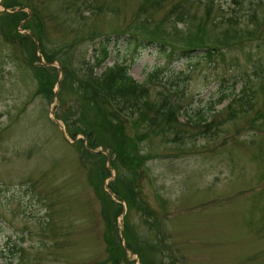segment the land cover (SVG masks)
<instances>
[{"label": "rangeland", "instance_id": "374dc122", "mask_svg": "<svg viewBox=\"0 0 264 264\" xmlns=\"http://www.w3.org/2000/svg\"><path fill=\"white\" fill-rule=\"evenodd\" d=\"M16 1L22 10L0 6V264H112L104 210L122 247L126 217L130 249L117 264H264V0ZM5 10L28 16L8 30ZM104 39L93 74L115 62L137 83L155 68L164 78L148 82L147 105L121 116L139 142L133 186L144 208L104 190L116 172L133 176L111 165L109 149L90 151L107 154L108 174L89 181L100 160L68 128L79 127L82 108L74 80ZM149 39L176 52L168 60L154 43L142 46ZM39 67L52 79L45 90ZM150 102L163 119L144 120ZM138 112L145 118L132 123ZM172 115L178 123L163 125ZM94 185L122 217L103 208ZM156 234L163 253L147 247Z\"/></svg>", "mask_w": 264, "mask_h": 264}, {"label": "trees", "instance_id": "16d2710c", "mask_svg": "<svg viewBox=\"0 0 264 264\" xmlns=\"http://www.w3.org/2000/svg\"><path fill=\"white\" fill-rule=\"evenodd\" d=\"M1 3L6 8H9L11 6H19V2L16 0H3ZM22 16H25L24 11L3 13L4 19L7 20L8 30H10L9 25L13 27L16 23H18ZM4 19H2L3 22ZM25 25L27 26V23ZM104 40L105 41L100 42V57L97 58L95 64H92L88 69H86V72L84 70L85 77H77L74 80L73 93L74 95H76L77 101L79 102L78 105L82 108L80 109V111L77 110L79 111V113H77V120L74 121L75 124L77 123V121L79 122L76 125H79V127L76 129L75 127L69 126L68 128L72 131L71 134L75 131L82 133L86 138L85 142L87 147L95 148L96 146H101L103 149H109L110 154L113 156L111 165L114 168H116V166L118 165L124 168L127 174L129 172H132L133 176L129 175L126 179L123 178L119 172H116L111 182H109L108 187L120 200L125 201L127 204L130 202V206L136 208H144L145 205L143 204L141 198L137 196L135 187L133 186L136 177L135 172L138 170L141 164V159L138 158L136 154L137 143L139 142L134 139L135 136H133L132 138L129 135H125L122 125L123 119H121V116L124 114V112L127 113L129 111L131 113L132 108L136 109V106L140 107V104L147 105L148 101L146 97L148 82L152 79L162 81L161 79L163 77L159 76L161 69L155 68L146 75L144 82L137 83L127 73V65H117V63L115 62H113L112 65L108 67H104L98 75L93 74L92 67L98 66L99 64L103 63L107 55L105 47L106 39ZM146 42L150 43H145L142 46H148L151 45V43H154L156 46V51L162 54V56L164 58H167L168 60L171 59L176 52L171 49L170 46L165 47L166 45H163L160 42L152 41L150 39L146 40ZM137 44L140 45L141 43H136V45ZM192 47L195 46L192 45ZM205 51L207 52L206 48L204 49L202 54H205ZM185 53H179V56L184 57ZM41 69L45 70V67H39L38 70L40 76L45 77H40V81L42 82V84L39 87L41 90H45L47 85L51 86L52 79L49 74L40 72ZM66 75L68 74H64V76ZM163 97V101L165 102L168 96L164 95ZM225 97V94L220 95L216 100L217 103L221 102ZM76 98L74 99L75 102ZM84 109H87L90 115ZM147 109L153 110L152 117L145 118L143 113L142 115H140V113L138 112L136 118L131 120L132 123H134L136 119L142 120L144 118V120H146L147 122H152V120L158 118L163 119V116H165L164 109L162 108L160 102L157 104L154 102H150ZM176 112H174V114H176ZM83 113L87 115L83 116ZM174 116H167V121L166 119H164L165 122H163V125L173 126V123H178ZM203 119L204 118L202 114L198 113L197 119L194 122L195 124H197ZM137 138H140V136L138 135ZM80 150L87 157L100 160V170H95L93 177L92 175H89V181L93 184L96 183L97 180L98 182H101V180L108 174V171L103 165V161L105 159L104 155L99 152L92 153L88 151L84 146H80ZM94 187L97 195L101 200L103 208L106 205L107 207L113 205L114 207L112 209V215H115L120 211V205H118V203H115L113 200L109 199L107 195L105 197L103 191L100 188L97 189V186L95 185ZM102 214L107 224V230L105 231V248L111 263L117 264L121 258H125L124 251L122 250V246L118 244V242H115L111 236L112 231L111 228H109L110 219L107 216L109 213L107 214V212H105L104 210ZM123 222L126 226V217H124ZM125 226H123L122 237L125 245L129 247L130 244L127 237L128 229ZM108 231L109 233L107 234ZM161 241V236L156 234L154 240L148 241L147 247L151 249L152 246L157 251L160 250L161 253H163V245ZM132 249L133 251H136L138 253V250L136 248L131 247V250ZM147 260L150 264L155 263L153 260ZM140 264H145L144 259L141 260ZM160 264H173V261H171V259H168L167 261H163Z\"/></svg>", "mask_w": 264, "mask_h": 264}, {"label": "water", "instance_id": "95a60500", "mask_svg": "<svg viewBox=\"0 0 264 264\" xmlns=\"http://www.w3.org/2000/svg\"><path fill=\"white\" fill-rule=\"evenodd\" d=\"M46 64H49V62H47ZM64 138H66L65 135H64ZM105 189H106L107 193H109L110 195L112 194L111 190L106 185H105ZM123 211L124 210H122V213H123Z\"/></svg>", "mask_w": 264, "mask_h": 264}]
</instances>
